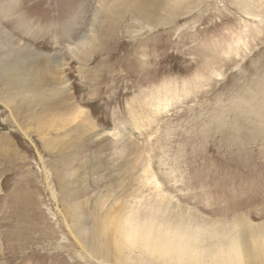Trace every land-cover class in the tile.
Here are the masks:
<instances>
[{"label": "rangeland", "instance_id": "rangeland-1", "mask_svg": "<svg viewBox=\"0 0 264 264\" xmlns=\"http://www.w3.org/2000/svg\"><path fill=\"white\" fill-rule=\"evenodd\" d=\"M156 1L167 17L108 23L99 0H0V264H167L76 236L145 192L122 147L153 118L175 212L264 239V0Z\"/></svg>", "mask_w": 264, "mask_h": 264}, {"label": "bare ground", "instance_id": "bare-ground-1", "mask_svg": "<svg viewBox=\"0 0 264 264\" xmlns=\"http://www.w3.org/2000/svg\"><path fill=\"white\" fill-rule=\"evenodd\" d=\"M161 1L173 2L174 0ZM98 9L104 12L108 23L116 22L117 19L123 18L127 14H132L142 22L159 20L168 15L165 6L158 4L156 0H99ZM86 36L91 37L92 41L94 40V36H90V33H86ZM82 43L83 40L75 48L80 50L79 44ZM16 68L17 65L14 66V70ZM159 106L162 105H154V113L156 110L159 111ZM74 110V122L79 119L89 120L88 114L85 113L88 109L75 107ZM162 110H167L166 105L162 107ZM153 119L143 120V124L138 121L139 135L145 136V139L138 142L129 137L126 142V145L129 146L122 147L129 155L130 169L131 167L140 168L143 176L140 186L141 189H145V192L139 195L133 205L125 211H123L124 209L115 211L114 208H108L109 201H105L106 203L100 202L101 200L98 201L91 213L92 227L77 230L76 236L85 238L99 232L103 242L110 250L106 254L117 260H121L127 252L132 255L138 251L139 255L140 253H147L155 261H165L167 264H264V239H260V237L261 241L242 242L240 232L237 229V235L231 236L228 234L230 232L213 231V227L209 224H196L193 215L181 210L176 213L174 202L157 191L159 190L158 184L150 179L152 172L149 167L151 150L148 149V143L152 136L150 135L152 133L151 128L156 123ZM102 210H104L103 213L108 212L104 218L100 219L97 213L98 211L102 212ZM123 212L125 213L122 214ZM91 244L90 241L86 246L89 252H91ZM116 250L126 252L119 254L111 252ZM99 251L102 253L101 248Z\"/></svg>", "mask_w": 264, "mask_h": 264}]
</instances>
